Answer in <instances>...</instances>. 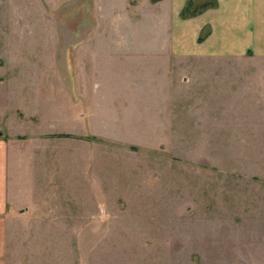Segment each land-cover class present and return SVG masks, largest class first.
<instances>
[{"label":"rangeland","instance_id":"obj_1","mask_svg":"<svg viewBox=\"0 0 264 264\" xmlns=\"http://www.w3.org/2000/svg\"><path fill=\"white\" fill-rule=\"evenodd\" d=\"M112 14V0H0L16 159L0 264H264V56L150 70L146 36L127 25L118 48Z\"/></svg>","mask_w":264,"mask_h":264},{"label":"crops","instance_id":"obj_2","mask_svg":"<svg viewBox=\"0 0 264 264\" xmlns=\"http://www.w3.org/2000/svg\"><path fill=\"white\" fill-rule=\"evenodd\" d=\"M133 1L112 0V34L118 38L115 45L120 48L119 43L126 36L122 28L128 25L133 33L142 31L151 56L150 63L145 62V65H149L150 70L153 66L165 70L170 62H178L183 57L241 55L246 52L264 56V0H216L217 6L214 9L204 10L201 14L186 19H181L179 13L187 0ZM139 23L143 26L142 30L134 27ZM205 27H209L207 36L203 41L197 42L198 35ZM101 34L106 33L102 31ZM127 35L130 36L129 33ZM185 38L194 40L195 47L184 44ZM1 114L0 112V261L4 252V217L8 213V204L16 193V175L13 169V160L16 159L9 151L12 141L4 139L9 136L6 134L4 137L1 133Z\"/></svg>","mask_w":264,"mask_h":264},{"label":"trees","instance_id":"obj_3","mask_svg":"<svg viewBox=\"0 0 264 264\" xmlns=\"http://www.w3.org/2000/svg\"><path fill=\"white\" fill-rule=\"evenodd\" d=\"M207 2H209L211 5H207L209 3L203 4L201 6V8H205V7L213 8V7H215V3H214L215 1L212 0V1H207ZM211 2H213V3H211ZM191 3H192L191 0L186 1L185 5L183 6V8L181 9V11L179 13L180 18H186L187 16H194L195 15V10L198 9L199 7L198 8L194 7V8H192V11H190L189 9H190ZM205 36H206V34H204V36L199 34L197 37V42L202 41Z\"/></svg>","mask_w":264,"mask_h":264}]
</instances>
